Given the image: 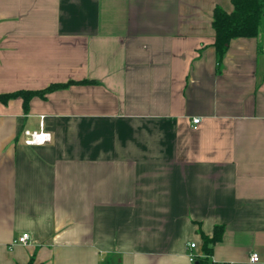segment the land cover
I'll use <instances>...</instances> for the list:
<instances>
[{"label": "crops", "instance_id": "1", "mask_svg": "<svg viewBox=\"0 0 264 264\" xmlns=\"http://www.w3.org/2000/svg\"><path fill=\"white\" fill-rule=\"evenodd\" d=\"M215 7L0 0V94L76 82L0 104V264H196L215 227L212 262L264 264V20L219 60Z\"/></svg>", "mask_w": 264, "mask_h": 264}, {"label": "trees", "instance_id": "2", "mask_svg": "<svg viewBox=\"0 0 264 264\" xmlns=\"http://www.w3.org/2000/svg\"><path fill=\"white\" fill-rule=\"evenodd\" d=\"M231 11L226 12L215 7L212 12L211 27L214 33L213 48L220 60L227 51L231 41L235 39H253L257 36L264 20V0H231ZM76 82L65 84H51L38 91H17L0 94V104L6 105L13 99L22 100V108L27 112L30 100L33 97L44 98L46 94L64 89ZM81 84L90 82L82 81ZM223 229L215 227L211 238L202 237L201 257H195L196 264H218L211 260L212 247L221 240Z\"/></svg>", "mask_w": 264, "mask_h": 264}, {"label": "built area", "instance_id": "3", "mask_svg": "<svg viewBox=\"0 0 264 264\" xmlns=\"http://www.w3.org/2000/svg\"><path fill=\"white\" fill-rule=\"evenodd\" d=\"M200 119L199 118H193L191 120V128L196 129L197 125L199 124ZM22 140L23 144L25 146L29 147H39L43 146L45 144L50 143L51 141V134L45 129L44 122H43V116L39 117L38 127L34 130H24L22 131ZM29 240V235L27 233L21 234L16 242L21 245H26ZM190 249H195L194 244L189 245ZM195 260V257L189 256V261L193 262ZM259 260L258 255L255 253H252L249 257L250 263H257Z\"/></svg>", "mask_w": 264, "mask_h": 264}]
</instances>
